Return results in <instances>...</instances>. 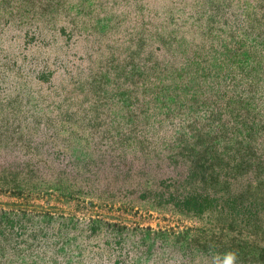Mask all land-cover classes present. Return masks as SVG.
<instances>
[{
	"label": "rangeland",
	"instance_id": "1",
	"mask_svg": "<svg viewBox=\"0 0 264 264\" xmlns=\"http://www.w3.org/2000/svg\"><path fill=\"white\" fill-rule=\"evenodd\" d=\"M0 264H264V0H0Z\"/></svg>",
	"mask_w": 264,
	"mask_h": 264
},
{
	"label": "trees",
	"instance_id": "2",
	"mask_svg": "<svg viewBox=\"0 0 264 264\" xmlns=\"http://www.w3.org/2000/svg\"><path fill=\"white\" fill-rule=\"evenodd\" d=\"M207 187H209V186H205L202 189H208ZM214 189H215V187L213 185L212 190L214 191ZM199 191H200V189L193 191V193L188 196V198H187L188 200L184 203L185 206H187L188 204H191L192 207L190 208V210H192V211H194L196 213H200L203 210H205L207 208L205 206V204L210 202L211 195L212 194H214V195L216 194V192L212 191L213 193L210 196H206L203 193H199ZM232 195H228V196L230 197ZM203 197H206V199H204ZM233 199H235V198H233ZM230 200H232V199L229 198L227 201H230Z\"/></svg>",
	"mask_w": 264,
	"mask_h": 264
}]
</instances>
